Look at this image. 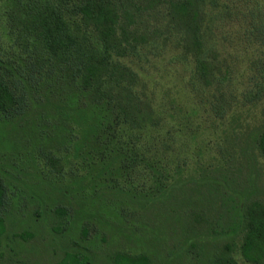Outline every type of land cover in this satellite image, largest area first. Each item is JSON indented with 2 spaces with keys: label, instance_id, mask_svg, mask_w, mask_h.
Returning a JSON list of instances; mask_svg holds the SVG:
<instances>
[{
  "label": "trees",
  "instance_id": "obj_1",
  "mask_svg": "<svg viewBox=\"0 0 264 264\" xmlns=\"http://www.w3.org/2000/svg\"><path fill=\"white\" fill-rule=\"evenodd\" d=\"M205 2L0 0V124L30 115L37 152L51 169L72 149L83 168L98 161L99 176L112 173V196L122 203L164 204L169 170L157 144L146 140L158 137L166 118L154 108L134 60L173 40L192 59L191 79L223 98L225 75L205 46ZM212 107L219 117L225 113L221 105ZM250 142L252 152L264 156V125ZM196 186L203 188L206 211L180 212L186 237L191 235L185 253L191 252L192 263L238 264L237 252L251 264H264V196L253 178L237 182L221 175ZM7 199L0 177V236ZM111 259L151 264L146 253ZM65 260L87 264L77 253L65 252Z\"/></svg>",
  "mask_w": 264,
  "mask_h": 264
},
{
  "label": "rangeland",
  "instance_id": "obj_2",
  "mask_svg": "<svg viewBox=\"0 0 264 264\" xmlns=\"http://www.w3.org/2000/svg\"><path fill=\"white\" fill-rule=\"evenodd\" d=\"M205 4V46L225 75L223 98L191 79L192 59L173 40L134 60L154 108L166 118L158 137L146 142L157 144L167 165L169 199L124 204L112 196V173L99 176L98 161L83 168L70 149L51 169L37 152L30 115L0 124V177L8 194L0 264H66L65 252L85 256L87 264H113L116 253H146L151 264H193L180 212L206 211L197 183L251 177L264 196V156L250 142L264 125V0ZM212 104L224 107L222 117Z\"/></svg>",
  "mask_w": 264,
  "mask_h": 264
}]
</instances>
